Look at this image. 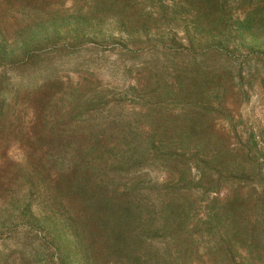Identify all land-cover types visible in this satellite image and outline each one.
Returning <instances> with one entry per match:
<instances>
[{"label":"trees","instance_id":"1","mask_svg":"<svg viewBox=\"0 0 264 264\" xmlns=\"http://www.w3.org/2000/svg\"><path fill=\"white\" fill-rule=\"evenodd\" d=\"M179 3L115 4L111 30L48 0L0 28V264H264V134L238 111L264 0L184 30ZM65 67L81 81L50 94Z\"/></svg>","mask_w":264,"mask_h":264},{"label":"rangeland","instance_id":"2","mask_svg":"<svg viewBox=\"0 0 264 264\" xmlns=\"http://www.w3.org/2000/svg\"><path fill=\"white\" fill-rule=\"evenodd\" d=\"M45 1L48 0H0V28L2 29H13V28H22L26 27L25 25L32 23H26V18L31 17L30 12L31 9L35 6H41L44 5ZM53 8H60L64 11V16L71 21H64V26L66 25H76L77 20L79 16L82 14H85L88 11H92V9H97L98 14L101 16H105V20L101 23L97 21L95 18L98 17V15H90V20L94 25H99L107 29L116 30L118 27V22L116 20V17H111L113 15V10H111L112 6H118L122 10H127L129 8V5L137 7V8H158L161 6H166L169 4H172L173 0H117L118 3H114L115 0H50ZM96 2H99V5H97ZM95 3V4H94ZM253 3V2H252ZM250 3V4H252ZM248 5V0L246 2H240L235 1L232 3L227 4V7H219L214 6L211 4L206 3L203 0H181V3H179V7L183 6L185 7L184 10H182V17L179 19L178 22H176V25L178 26V29L184 30L186 27H191L195 29H210L214 27L216 23H214L213 19L215 17H219L220 14H223L224 21H222V25H230L228 23L229 20V14L232 12L233 14L237 15L240 14L245 7L247 8H253L256 5ZM97 5V6H96ZM114 8V7H113ZM116 9V8H115ZM90 11V12H91ZM94 11H92L89 14H94ZM228 16V19H227ZM59 24H63L58 22ZM30 27V26H29ZM2 40V39H1ZM67 40L64 38V41ZM115 58V55L106 52V56L104 59L108 61H113ZM63 72V76L61 81L56 84V86L50 88L47 92L54 93V92H60L62 90L67 89V84H76L78 81H81L80 73L76 72L74 70H70V68L65 67ZM105 78L110 80L109 73H105ZM113 81V80H112ZM115 84L119 86L121 84V81H115ZM42 93V92H41ZM23 102V100H22ZM239 115L244 120V123L248 125L250 128H254L256 130L263 131L264 134V88L260 86L255 87V92L251 95V98L248 102L240 104L238 106ZM10 132L11 129H10ZM12 136H17L15 139L18 141V135H16V131L11 133ZM2 136V138H4ZM3 152V150H0V154ZM7 156H11L14 159L17 158L21 154L18 149L14 147H10L5 152ZM2 161V159H0ZM3 165L0 163V172H2ZM197 264H214V262H211L210 260H203L201 259L199 263Z\"/></svg>","mask_w":264,"mask_h":264}]
</instances>
